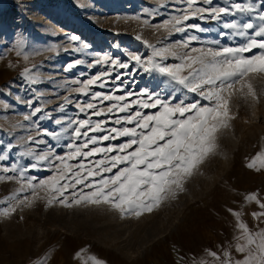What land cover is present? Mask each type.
Wrapping results in <instances>:
<instances>
[{
	"label": "rangeland",
	"instance_id": "obj_1",
	"mask_svg": "<svg viewBox=\"0 0 264 264\" xmlns=\"http://www.w3.org/2000/svg\"><path fill=\"white\" fill-rule=\"evenodd\" d=\"M247 2L213 0L212 6L230 7L233 3ZM164 4L161 6L160 0H0V155H8L6 160L0 161V176L14 177L0 181V264H42V261L43 264H94L91 257L105 264H201L202 261L213 264L208 252L221 254L229 245H235V237L239 235L236 218L229 209L241 212L242 221L250 229L264 228V221H257L251 215L259 211V206L245 200L251 193H258L264 199V169L256 171L246 166L252 157L264 151V115L257 112L251 116L249 110L253 103L240 98L233 99L235 119L231 127L220 133L214 154L187 180L185 191L175 199L164 201L152 212L139 218L132 215L121 218L107 206L66 208L59 203L47 206V193L38 188L39 198L31 206L17 207L9 216L2 214L10 204L33 197L32 189H25L17 193L16 199H5L26 182L19 180V170H23L26 177H35L32 182L37 185L53 175L54 169L48 162L33 168L35 159L20 153L29 150L42 153L52 148L57 155L64 156L69 151L68 144H81L84 139L74 141L75 125L69 126L70 121L90 119L105 122L103 126L107 129L120 127L114 120L126 113L97 117L92 115V110L80 112V107L88 102L105 109L113 103L93 100L92 93L126 95L150 89L167 95L172 91L167 77L145 72L137 66L130 69L133 75L121 76L124 85L115 80V75L129 69H115L110 77H102L90 86L88 95L77 93L75 89L82 86L77 81H86L112 67L95 61L109 55L129 62V54L141 55L146 60L153 51L149 45L160 48L192 35L199 39L193 41L191 47H206L212 40L236 47L245 40L230 35L221 37V32L232 31L224 29L223 23L233 20L260 23L255 14L227 15L220 22L193 18L187 23L200 24L206 31L189 29L169 35L156 26L181 14L187 4L186 0H164ZM207 6L203 0H198L196 5ZM72 36L79 39L73 41ZM21 39L22 47L18 45ZM76 60L83 63L68 70L67 65ZM162 62L179 63L173 57ZM25 68L38 77V83L33 84L21 75ZM100 83L105 86L100 87ZM254 83L259 92L264 87V77L258 76ZM185 95L188 99L198 98L186 90L177 93L179 98ZM263 104L264 94H260L255 105L261 109ZM36 107L42 111L32 115ZM25 116L30 119L25 120ZM57 120L61 123L57 124ZM48 133H59L60 139H53ZM29 136L42 142L29 141ZM126 139L103 141L98 146L119 144ZM8 145H12L10 151ZM100 158L97 155L89 160ZM68 163L75 165L78 160ZM13 165L17 166V172L3 171ZM72 191L68 189L64 195L70 197ZM112 235L120 237L119 243L126 246L123 254L109 242ZM139 243L144 245L138 248ZM229 250L235 258H240L241 254ZM78 252L81 253L79 258Z\"/></svg>",
	"mask_w": 264,
	"mask_h": 264
},
{
	"label": "snow or ice",
	"instance_id": "obj_2",
	"mask_svg": "<svg viewBox=\"0 0 264 264\" xmlns=\"http://www.w3.org/2000/svg\"><path fill=\"white\" fill-rule=\"evenodd\" d=\"M197 3L198 0H186L187 6L181 14L173 15L156 26L157 29L162 28L169 35L184 33L189 29L203 32L206 29L200 24L187 22L193 18L220 22L223 16L236 13L249 16L255 14L260 23L254 24L251 20L224 22L223 28L232 31L221 32V37L230 35L245 40L236 47L223 46L220 40H212L206 47H191L192 42L199 39L198 36L192 35L183 41L160 48L149 45L153 51L146 60H143L141 55L129 54V62L109 55L95 61L96 64H110L112 67L86 81H77L82 85L75 89L77 93L88 95L90 86L97 84L102 77H110L115 69H129L126 73L117 72L115 75V80L124 85L125 81L121 76L133 75L130 69L137 66L145 72H157L167 77L172 91L167 95L150 89H143L139 93L128 92L126 95L92 93L93 100L113 103L105 109L88 102L80 107V112L92 110V115L97 117L114 112L126 113L114 120L120 127L107 129L103 126L105 122H93L90 119L70 121L69 126L75 125L72 129L74 141L82 137L84 139L81 144H68L69 151L64 156L57 155L52 148L42 153L31 150L20 153L21 156H31L35 159L33 168L41 162H48L54 169L53 175L40 180L37 185L32 182L35 177H26L25 172L19 170V180L26 182L21 184L16 193L5 199L14 200L17 193L25 189H32L33 197H25L16 204H10L3 209V215H11L22 205L31 206L34 200L39 198L38 188L46 191L47 206L53 203H59L66 208L107 206L118 212L121 218L126 215L139 218L185 191L187 180L198 171L209 155L214 154L222 130L231 127V121L235 119L232 110L233 99L240 98L245 102L250 100L256 104L259 102V95L264 94V87L258 92L254 83L258 76L264 77V0H248L245 4L233 3L230 7L212 6L213 0H203L207 7H196ZM160 5L165 6L164 0H160ZM71 39L76 41L79 38L72 36ZM137 39L141 37L137 36ZM145 43L147 44V41ZM18 45L23 46L22 39L18 41ZM254 49L259 51L253 52ZM246 53L251 55H245ZM168 57L177 59L179 63H163ZM131 62H135L134 65ZM81 63L83 61L76 60L75 63L68 64L67 69L71 70ZM30 71L25 68L21 75L33 84L38 83V77L31 75ZM104 86L100 83V87ZM181 90L195 94L198 98L188 99L187 95L179 98L177 93ZM132 96L136 98L129 99ZM41 111L40 107H36L32 115ZM24 119L29 120L30 116H25ZM56 123L60 124L61 121L57 120ZM90 132L107 134L96 136L89 135ZM48 134L53 139H60L59 133ZM121 137L127 139L119 144L98 146L103 141H113ZM28 139L37 144L42 142L31 136ZM90 145L93 147H89ZM11 148L12 145H8L9 151ZM97 155L101 158L89 160ZM7 158V153L0 155V161ZM71 160H78V163L69 164L68 161ZM246 166L256 171L264 169V151L252 157ZM3 171L17 172L18 168L13 165L11 169L4 168ZM11 179L14 177L0 176V181ZM68 189L73 190L70 197L64 195ZM245 200L255 202L259 206V211H254L251 215L257 221H264V199H261L258 193H251L245 196ZM229 212L236 218V227L239 230L235 245H229V248L241 256L235 258L229 248H225L221 254L209 251L208 255L213 258V264H264V228L257 226L250 229L242 221L241 212L232 209H229ZM80 255L78 252L77 258ZM91 259L94 264H105L96 257ZM201 264L206 262L202 261Z\"/></svg>",
	"mask_w": 264,
	"mask_h": 264
},
{
	"label": "bare ground",
	"instance_id": "obj_3",
	"mask_svg": "<svg viewBox=\"0 0 264 264\" xmlns=\"http://www.w3.org/2000/svg\"><path fill=\"white\" fill-rule=\"evenodd\" d=\"M249 109V108H248ZM249 112H250V115L252 116V115H256V113L257 112H261L263 115H264V104L262 105V107H261V109H260V107L259 106H257V105H255V104H252L251 105V109L249 110ZM107 237V236H106ZM111 239H110V241L109 242H111V244L113 243V246L115 247V249L120 253V254H123V250H125V247L126 246H121L122 244L121 243H119L120 242V237H118V236H114V235H112L111 237H110ZM108 239H109V237H108ZM108 242V241H107ZM146 242H144V244H145ZM139 244H141V245H138V248H141L144 244L143 243H139ZM58 245V244H57ZM51 247H53V245L51 246ZM128 247V246H127ZM58 250V249H57ZM59 251V250H58ZM58 253H60V252H58Z\"/></svg>",
	"mask_w": 264,
	"mask_h": 264
}]
</instances>
